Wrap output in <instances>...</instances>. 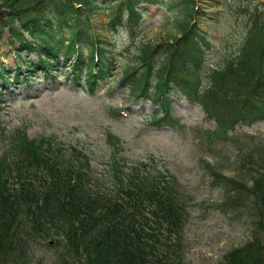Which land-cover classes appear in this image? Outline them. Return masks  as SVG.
<instances>
[{"label": "trees", "instance_id": "16d2710c", "mask_svg": "<svg viewBox=\"0 0 264 264\" xmlns=\"http://www.w3.org/2000/svg\"><path fill=\"white\" fill-rule=\"evenodd\" d=\"M174 1L179 2L176 11L172 0L167 6L173 9L171 23L177 34L167 43L155 75L148 49L143 52L144 73L138 77L137 68L126 69L122 85L130 87L134 97L158 105L153 115L157 125L179 124L171 113L169 94L185 95L215 122V128L202 133L200 141L216 160L227 146L234 144L235 150L243 151L240 139L249 137L236 135V125L264 119V1L253 7L236 1L230 24L239 32L238 47L218 53L199 25L200 15L206 14L199 0ZM98 2L12 0L7 5L6 21L19 40L18 54L26 51L28 56H38L36 63L22 57L27 63L26 77L38 69L48 73L65 56L75 61V78L80 79L85 70L84 82L95 91L94 85L105 78L115 60L116 45L108 44L106 38L103 42L100 34L91 31L90 12L107 10L111 20L116 4L121 3L133 32L137 27L142 31L140 4H166L164 0H115L110 6ZM242 7L244 15H240ZM18 20L23 30L15 27ZM5 25L0 24V33ZM214 54L217 61L210 66ZM203 72L210 74L205 86L201 84ZM7 74L0 64L5 83ZM53 138L47 135L33 148L18 142L14 151L0 157V264H35L37 246L45 243L58 246L56 264H186L190 212L177 176L156 161L140 160L128 171L116 168L107 185L94 176L86 154L75 147L70 151L56 146ZM8 152L5 149L4 154ZM262 160V155L246 156L244 162L254 167L251 162ZM206 164L213 183L226 192L227 201L220 206L227 210L245 204L252 219V238L214 264H264V169L254 172L244 167L247 172L235 178ZM247 174L252 184L245 180Z\"/></svg>", "mask_w": 264, "mask_h": 264}, {"label": "rangeland", "instance_id": "374dc122", "mask_svg": "<svg viewBox=\"0 0 264 264\" xmlns=\"http://www.w3.org/2000/svg\"><path fill=\"white\" fill-rule=\"evenodd\" d=\"M11 1L0 0V24H6L0 34V63L10 70L7 83L0 79V157L14 151L18 142L30 143L29 148H33L41 145L39 142L46 135H54L56 146L64 149L65 144L75 145L86 152L94 176L107 185L111 184L116 163L127 170L140 160L156 161L158 166L177 176L181 185L179 191L189 205L186 264H214L232 248L248 242L252 238L251 209L241 203L227 210L220 206L227 201L226 192L213 183L214 177L206 162L215 165L226 176L235 178L247 172L244 167L255 169L254 172L258 167L264 169V164L260 165L264 161V119L251 125H236V135L249 137L240 139L244 150H235L234 144L227 146L216 160L200 141L202 133L216 126L214 121L207 119L201 106L191 103L177 91L171 92L172 115L179 124L157 125L152 117L157 105L144 98H134L129 88L120 84L125 69L139 68V75L144 73L146 66L142 53L148 49L152 50L155 75L168 49L167 43L177 34L171 23L173 9L162 4L143 6L147 11L143 16L142 31L137 27L133 32L129 31L128 21L122 17L125 5H116L112 20H109L107 10L91 12L92 32L100 33L102 38L116 44L111 72L91 94L82 83L83 77L81 82L74 79L64 58L49 73L38 70L26 80L24 73H14L19 64L23 69H27V64L19 59L15 50L19 41L7 27V5ZM98 1L100 6L107 3ZM114 1L108 0L107 5ZM236 1L199 2L207 13L200 15L205 18L200 26L206 38L216 46L217 53L225 48L233 51L238 47L239 32L230 24ZM241 1L253 7L264 0ZM177 3L172 0L174 10ZM240 15H244V7ZM14 25L23 29L19 21ZM242 30L239 27V31ZM260 32L262 34V30ZM23 55L27 57L25 53ZM27 58L38 60L36 54ZM215 61L214 54L208 65L212 66ZM209 80L210 74L203 72L202 84ZM110 135H113L112 139ZM31 140L37 143L33 142L34 145ZM57 141L65 144L60 145ZM43 142L47 146L46 141ZM55 144L51 145L54 155L57 151ZM5 149L9 150L6 154ZM250 153L256 158L262 155L263 160L251 162L254 167H249L244 160L246 156L255 159ZM245 180L253 183L250 174ZM43 245L37 246L35 264H56L59 254L56 243Z\"/></svg>", "mask_w": 264, "mask_h": 264}]
</instances>
